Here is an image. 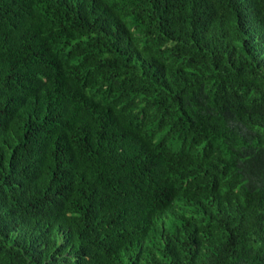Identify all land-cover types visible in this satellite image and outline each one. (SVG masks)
<instances>
[{"label":"trees","instance_id":"1","mask_svg":"<svg viewBox=\"0 0 264 264\" xmlns=\"http://www.w3.org/2000/svg\"><path fill=\"white\" fill-rule=\"evenodd\" d=\"M0 264H264V0H0Z\"/></svg>","mask_w":264,"mask_h":264}]
</instances>
